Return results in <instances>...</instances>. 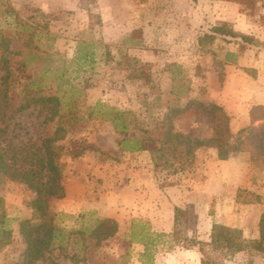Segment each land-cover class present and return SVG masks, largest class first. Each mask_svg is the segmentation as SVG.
<instances>
[{
	"label": "rangeland",
	"instance_id": "1",
	"mask_svg": "<svg viewBox=\"0 0 264 264\" xmlns=\"http://www.w3.org/2000/svg\"><path fill=\"white\" fill-rule=\"evenodd\" d=\"M127 1L123 5L122 0H0V155L16 171L38 170V149L51 138L54 163L64 169L59 181L64 197L52 199L50 210L53 227L66 239L61 247L52 242L45 250L47 257L33 264H196L187 255L191 251L200 256L201 264H264V243L260 250L255 245L264 216V156L252 145L251 123L233 132L231 117L221 107L229 119L230 142L242 154L233 164L221 165L215 149H198L192 155L185 154L183 145L173 150V139L167 135L181 133L192 141L214 136L217 122L200 105L214 104L205 73L222 84L226 73L221 61L217 55L214 59L163 55L157 57L165 64L162 67L155 56L144 54L149 50H143L141 58L129 54L141 46L143 27L137 21V0ZM238 1L245 14L251 19L259 16L264 25V0ZM153 43L151 39L143 46L150 49ZM255 52L257 68L240 70L264 83V49ZM195 60L196 69L191 64ZM33 81L40 87L28 89ZM37 92L59 100L55 115L51 103L30 101ZM114 115L121 117L120 131ZM124 132L154 152L122 153L118 142L124 140ZM6 171L0 167V219L5 218L11 234L1 238L0 243L7 244L0 245V264H22L20 223L31 220L30 227L37 228L40 222L33 219L35 193ZM132 175L161 191L178 188L177 197L186 195L187 202L174 211V227L168 234L153 230L145 217L130 218L134 212L129 215L121 205V191ZM84 189L110 194L101 200L116 215L111 218L118 226L116 237L99 246L88 233L110 216L70 207L65 199V190L80 197ZM133 222L148 223L151 232L164 235L150 250L151 263L143 245L129 242ZM214 227L235 230L238 246H211ZM81 231L86 233L78 235ZM183 252L185 263L177 255ZM73 255L77 262L71 260Z\"/></svg>",
	"mask_w": 264,
	"mask_h": 264
},
{
	"label": "crops",
	"instance_id": "2",
	"mask_svg": "<svg viewBox=\"0 0 264 264\" xmlns=\"http://www.w3.org/2000/svg\"><path fill=\"white\" fill-rule=\"evenodd\" d=\"M122 4H128V1L122 0ZM131 4L135 6L134 2ZM137 8L140 9L137 13V21L143 27V38L141 46L130 51L129 54H136L138 58H141L144 56L141 52L149 50L144 54H152L155 58L163 55L169 58L178 54H192L191 56L199 54L203 55V58L212 55L214 59L217 55L216 59L221 61L226 76L224 82L219 84L215 83L214 79L217 77L214 78L212 73L209 71L205 73L211 78L206 82L209 88L207 94L211 98L209 100L222 107L231 117L230 126L233 132H238L248 126L250 124L249 110L253 106H264V83L256 82L254 78L240 69L257 68L255 66L256 50L235 42L228 43L220 36H216L207 48H202L199 40L205 33L210 34L213 28L227 25L234 33L253 37L264 45V25L257 20L259 16L251 19V16L243 12V5L238 0H137ZM151 39L154 42L150 44L153 48L149 46L150 49H147L143 45ZM158 64H163L162 67H165L162 61ZM191 64L196 69L198 62H191ZM167 82L169 86L173 84L171 75ZM238 151L233 153L234 155L229 160L219 163L221 165L233 164L240 161L242 154L237 153ZM141 178L140 175H132V180L128 181L121 191V205L129 211V215L134 212L130 218L145 217L150 221L153 230L168 234L174 227L175 209L187 202V197L186 195L177 197L176 194L181 192L178 188L162 190V192L155 188L152 182L140 180ZM65 191L67 193L65 199L67 203H70V207L91 208L97 210L100 215L116 217L110 211V207H105L101 200L109 199L110 194L101 193V190L87 192L84 189L80 197H73L71 191ZM182 193L189 192L182 191ZM197 228L200 230L201 225L198 224ZM199 234L202 232L199 231ZM177 255L183 257L182 262L184 263L186 262L185 257L189 255L193 261L197 262L196 264H201L202 259L194 251L188 252L187 255L184 252L183 254L177 253Z\"/></svg>",
	"mask_w": 264,
	"mask_h": 264
},
{
	"label": "trees",
	"instance_id": "3",
	"mask_svg": "<svg viewBox=\"0 0 264 264\" xmlns=\"http://www.w3.org/2000/svg\"><path fill=\"white\" fill-rule=\"evenodd\" d=\"M210 32V34L205 33L204 36L200 38L199 45L202 48H207L214 41L216 36H220V38H224V40L228 43L233 41L237 44H240L241 46L253 47L257 51H262L264 49V45H261L253 37L234 33L227 25L215 27ZM229 37L231 39H226ZM86 56L91 58V55L86 54ZM8 77L9 72H7L2 78L5 81L8 79ZM35 87H40V84H37L33 81L27 86L28 89ZM39 93L40 92H37L36 95H33L30 101L34 104H41V106L51 103L50 110L54 114L53 111H56L59 100L52 97H41ZM69 104L71 105L70 102L68 105ZM200 106L204 108L203 110L205 112L212 116L214 121L217 122V125H215L214 129V136L205 140L192 141L189 136H185L181 133H172L169 131L167 135L173 139L170 147H173V150H177L180 145H183V150H185L186 155H192L195 150L202 148L215 149L217 152V159L219 161H226L229 159L230 155L237 151L236 143L230 142L231 135L229 131V119L223 112L222 108L215 104H208L205 107L202 105ZM25 107H27V105L20 108V110H23ZM64 116L65 115H62V117ZM120 118V116L114 115L113 122L116 131H120L118 124H123L119 123ZM71 119L74 122L79 121L77 119H73V117H71ZM249 119L251 127L248 130L252 135V145L258 154L264 156V123L259 128H255L253 126L258 121H264V106H253L249 110ZM124 129L125 127H123L122 130ZM124 137L125 138L123 141L118 142L120 151L122 153L132 154L142 151H148L149 153L154 152L144 145L143 140L131 139L127 137L125 132ZM50 140L51 138L44 139L42 148L38 149V153L39 151L41 152L39 160L36 162V165H38V170H34L29 167L20 171H16L12 169L13 165H9L5 161L4 157L0 155L1 169L7 170L6 172L12 171L11 174L13 177H19L20 180L35 193V198L31 202L34 214L33 219L39 221L40 225L37 228L30 227L31 220H25L20 223L19 234L23 244L25 245L22 264H33V261L46 258L47 255L45 250L50 249L52 242H58L61 247L65 242L64 240L66 239L64 233L55 229L52 225L53 214L50 210V201L52 199H61L64 197L63 189L59 184L64 169L54 163L50 148ZM159 151L161 150L159 149L158 152ZM79 155L80 154L77 153L75 157H78ZM9 160H14L13 156ZM150 229L151 227L148 223L133 222L130 227L128 238L130 243H139L144 246L146 255L145 257H147L151 263L152 258L149 257L150 250L155 245L157 240L159 241L164 237V235L155 234L151 232ZM117 232L118 226L116 221L111 218H104L100 220L91 231H89L88 238L95 242V246H99L102 242L115 238ZM85 233L86 231H81L77 234L84 235ZM236 233L237 232L235 230L227 229L225 227H214L212 229V235L209 244L215 248L221 249L237 247L238 239ZM259 233L260 241L255 243L257 250H260L262 244L264 243V216L259 222ZM10 234L11 231L6 229L5 218L2 217L0 219V242L1 238L6 239ZM6 244L7 242L0 243L1 246ZM75 256L76 255L72 256L71 260L73 262H77L75 260ZM202 264H206V262L202 261Z\"/></svg>",
	"mask_w": 264,
	"mask_h": 264
}]
</instances>
